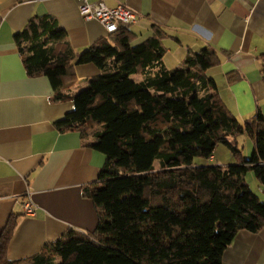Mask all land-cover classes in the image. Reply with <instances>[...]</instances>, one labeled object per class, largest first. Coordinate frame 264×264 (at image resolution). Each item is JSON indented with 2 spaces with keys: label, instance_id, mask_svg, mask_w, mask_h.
<instances>
[{
  "label": "trees",
  "instance_id": "16d2710c",
  "mask_svg": "<svg viewBox=\"0 0 264 264\" xmlns=\"http://www.w3.org/2000/svg\"><path fill=\"white\" fill-rule=\"evenodd\" d=\"M168 36L154 25L134 43L132 25L121 24L78 56L50 14L32 16L15 33L28 75L47 76L52 100L75 104L57 128L79 132L106 160L101 185L84 188L98 212L95 230L70 229L12 260V215L0 235V264H223L241 230L263 229L264 201L246 175L253 171L264 186V113L242 121L227 106L207 74L222 61L213 47L190 50L183 67H170ZM89 62L102 72L72 92L76 66ZM244 133L255 142L251 158L238 142ZM220 144L234 163L206 162Z\"/></svg>",
  "mask_w": 264,
  "mask_h": 264
},
{
  "label": "crops",
  "instance_id": "0c3cea01",
  "mask_svg": "<svg viewBox=\"0 0 264 264\" xmlns=\"http://www.w3.org/2000/svg\"><path fill=\"white\" fill-rule=\"evenodd\" d=\"M103 1L111 7L124 3L137 12L138 21L132 24L135 41L151 36L154 25L165 29L167 64L168 56L181 62L190 50L215 48L222 61L208 72L227 106L242 121L259 110L264 113V0ZM38 14L55 18L78 56L109 36L102 22L81 14L80 0H0V235L16 215L8 248L12 260L39 253L70 229H96L98 212L84 188L101 185L106 160L79 132L57 128L74 102L53 101L50 79L28 75L14 35ZM171 44L185 54H175ZM76 71L74 93L102 72L92 62L77 65ZM219 148L206 162L234 163L232 153L220 154ZM251 182L264 201V186L257 178ZM28 202L35 208L33 215L25 212ZM223 264H264V227L258 232L241 230L224 252Z\"/></svg>",
  "mask_w": 264,
  "mask_h": 264
},
{
  "label": "built area",
  "instance_id": "2783aa9c",
  "mask_svg": "<svg viewBox=\"0 0 264 264\" xmlns=\"http://www.w3.org/2000/svg\"><path fill=\"white\" fill-rule=\"evenodd\" d=\"M80 12L86 19L95 18L102 22L109 34L116 32L121 24L132 25L138 21L137 12L124 3L111 7L103 0H80ZM24 209L26 214H35V208L29 202Z\"/></svg>",
  "mask_w": 264,
  "mask_h": 264
},
{
  "label": "rangeland",
  "instance_id": "374dc122",
  "mask_svg": "<svg viewBox=\"0 0 264 264\" xmlns=\"http://www.w3.org/2000/svg\"><path fill=\"white\" fill-rule=\"evenodd\" d=\"M139 42L140 41H135L134 43H139ZM173 45L174 44H171L172 48L175 50V54H178V55L179 54L180 55H184L185 54V51L182 52V49L174 48ZM167 61L169 63L168 65L170 67H172V68H181V67H183L184 59H183V61L180 62V61H177V60H173V58L168 56L167 57ZM207 74L211 77L212 72L209 71V72H207ZM238 142H239L240 147L243 149V155L245 157L251 158L253 156V153H254V146H253L252 138L246 133L240 134V135H238ZM219 146H220V148L218 149V152H220V154L223 153L224 151L226 153L229 152V150L227 149V146L225 144H220ZM246 178H247V181L249 182V186L253 187V189H254V186H253V184L251 182L252 178H256L254 172L253 171L248 172L247 175H246Z\"/></svg>",
  "mask_w": 264,
  "mask_h": 264
}]
</instances>
